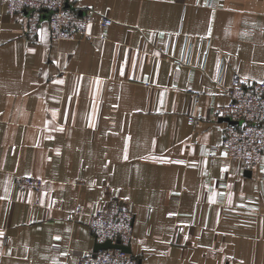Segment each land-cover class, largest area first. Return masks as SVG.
Returning a JSON list of instances; mask_svg holds the SVG:
<instances>
[{
	"label": "crops",
	"instance_id": "1",
	"mask_svg": "<svg viewBox=\"0 0 264 264\" xmlns=\"http://www.w3.org/2000/svg\"><path fill=\"white\" fill-rule=\"evenodd\" d=\"M71 3L88 38L52 39L46 13L29 35L0 2V264H76L110 199L139 264H264V157L228 160L217 111L234 71L264 80V0Z\"/></svg>",
	"mask_w": 264,
	"mask_h": 264
},
{
	"label": "built area",
	"instance_id": "2",
	"mask_svg": "<svg viewBox=\"0 0 264 264\" xmlns=\"http://www.w3.org/2000/svg\"><path fill=\"white\" fill-rule=\"evenodd\" d=\"M9 12L26 11L25 28L29 35H35L42 14L47 15V24L52 39L74 40L88 38V25L92 22L90 10L80 11L71 0H0ZM102 25H109L111 19L100 16ZM229 101L218 106L220 115L229 118L223 130L222 148L231 162H237L243 169H251L264 157V80L243 78L237 71L231 76L226 90ZM194 122V115H188ZM15 184L21 188L40 191L43 180L36 176H18ZM77 207L74 213H78ZM132 212L116 199L88 215V226L95 243L109 240L111 243L130 245L132 233ZM76 264H139L131 252L117 247L87 250L78 255Z\"/></svg>",
	"mask_w": 264,
	"mask_h": 264
},
{
	"label": "water",
	"instance_id": "3",
	"mask_svg": "<svg viewBox=\"0 0 264 264\" xmlns=\"http://www.w3.org/2000/svg\"><path fill=\"white\" fill-rule=\"evenodd\" d=\"M229 121H231V120H229V118H228V122ZM247 172H249V171H247ZM106 247H117V248H121V249H123L125 251H130V246H128V245H121V244H118V243L111 244L109 242V240H107V241H105L103 243H95L94 246H93V249L96 250L98 248H106Z\"/></svg>",
	"mask_w": 264,
	"mask_h": 264
},
{
	"label": "rangeland",
	"instance_id": "4",
	"mask_svg": "<svg viewBox=\"0 0 264 264\" xmlns=\"http://www.w3.org/2000/svg\"><path fill=\"white\" fill-rule=\"evenodd\" d=\"M100 16H106L107 18L111 19V23H110V24H112V22L114 21L113 18H111V17L108 16V15H100ZM100 16H99V17H100ZM110 24H109V25H110ZM77 39L79 40V39H81V38H77ZM74 40H76V39H74ZM96 210H97V209H96ZM91 213H93V212H91ZM91 213H90V214H91ZM88 215H89V214H88ZM87 218H88V216H87ZM109 242H110V241H109ZM110 243H111V242H110ZM115 243H116V242H115ZM115 243H111V244H115ZM94 244H95V243H94ZM93 246H94V245H93ZM92 250H94V249L92 248Z\"/></svg>",
	"mask_w": 264,
	"mask_h": 264
}]
</instances>
